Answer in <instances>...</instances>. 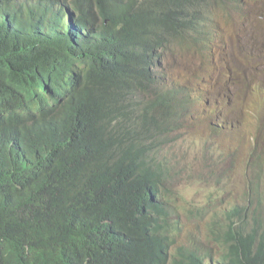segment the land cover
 I'll list each match as a JSON object with an SVG mask.
<instances>
[{
	"label": "trees",
	"instance_id": "16d2710c",
	"mask_svg": "<svg viewBox=\"0 0 264 264\" xmlns=\"http://www.w3.org/2000/svg\"><path fill=\"white\" fill-rule=\"evenodd\" d=\"M246 90L264 94V0H0V264H264L259 131L242 199L173 189L193 120L221 161Z\"/></svg>",
	"mask_w": 264,
	"mask_h": 264
},
{
	"label": "rangeland",
	"instance_id": "374dc122",
	"mask_svg": "<svg viewBox=\"0 0 264 264\" xmlns=\"http://www.w3.org/2000/svg\"><path fill=\"white\" fill-rule=\"evenodd\" d=\"M216 20L220 24L223 33V40H229L233 36V25L237 24V16L232 15L228 20L225 15H216ZM235 44V38L230 40ZM196 60L191 56L177 57L173 76L182 84L186 81L187 75L195 68ZM246 91L242 94L240 103L235 107L237 110L244 105L243 133L238 136L222 135L221 146L224 148L223 159L214 158L212 154V143L201 119L193 120V128L189 130L188 136L181 139V143L175 146L172 154L184 162L183 170L188 175H178L173 180V189L184 200V205L202 206L206 204L208 198L214 200L242 199L246 190L249 171L245 167V161L251 150V137L259 131V144H264V94L263 96H247ZM202 122V123H201ZM170 148L165 150V154L173 161L169 155ZM214 158V159H213ZM227 167L230 168L232 180L228 185L223 184V177L219 172ZM222 183L221 187L216 185ZM219 205V202L215 203ZM204 223L206 218L185 219V232L195 231L199 236L204 237ZM186 233V234H187Z\"/></svg>",
	"mask_w": 264,
	"mask_h": 264
},
{
	"label": "bare ground",
	"instance_id": "6f19581e",
	"mask_svg": "<svg viewBox=\"0 0 264 264\" xmlns=\"http://www.w3.org/2000/svg\"><path fill=\"white\" fill-rule=\"evenodd\" d=\"M159 52V51H158ZM88 184V183H87ZM91 185V184H90ZM85 186V185H84ZM78 187V186H77ZM83 187V186H82ZM90 188H91V186H89ZM83 189V188H82ZM81 189V190H82ZM89 189V188H88ZM81 190H78V191H81ZM87 190V189H86ZM86 190H85V193H86ZM76 191V190H75ZM89 192V191H88ZM76 193V192H75ZM84 194V193H83ZM82 194V195H83ZM80 195V194H79ZM86 195V194H85ZM76 196V195H75ZM79 197V196H78ZM76 240V239H75ZM78 240V239H77ZM67 241H71L70 239H68ZM74 241V240H73ZM78 242V241H77ZM71 243V242H70ZM66 245H67V243H66ZM77 247V246H76ZM78 248V247H77ZM69 256V255H68ZM56 260V259H55ZM63 263V262H62ZM68 263V262H67Z\"/></svg>",
	"mask_w": 264,
	"mask_h": 264
}]
</instances>
